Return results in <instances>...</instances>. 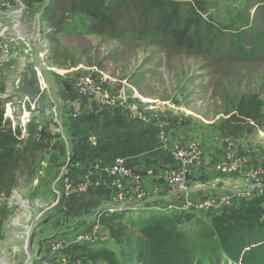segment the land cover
<instances>
[{"label": "rangeland", "instance_id": "rangeland-1", "mask_svg": "<svg viewBox=\"0 0 264 264\" xmlns=\"http://www.w3.org/2000/svg\"><path fill=\"white\" fill-rule=\"evenodd\" d=\"M187 2L206 23L234 40L233 48L232 44L222 48L214 45L213 49L204 45L192 51L151 46L148 39L140 40L129 32L134 23L123 21L118 24L127 33L123 40L103 37L92 29L93 21L80 9L78 0H43L32 8L22 0H0V81L6 88L5 118L21 128L35 122L53 136V147L23 157L19 181L11 195L3 198L0 264H83L70 261L61 251L75 245L91 246L93 241L117 255L137 248V235L132 231L134 237L122 246L94 234L101 212L87 226L79 209L64 205L66 199L89 191L80 190V181L70 179V171L79 165L74 162V150L67 148V137L60 136V127L52 120L58 116L56 110L49 116L44 114L49 101L59 96V84L65 77L59 70L65 68L77 66L78 73L92 66L100 69L103 102L109 105L112 96L118 95L123 118L134 115L141 119L140 114L143 123L152 127H159L163 120L165 129L183 138L185 144L193 138L212 140L207 143L214 150L206 152L208 159L214 158L212 165L231 159L237 161L238 170L228 178L215 174L202 178H209L235 198L236 204L264 195V106L259 108L264 104V47L246 45L252 39L249 31L254 20L258 30L264 28V0ZM119 33L113 34L118 37ZM243 44L250 52L247 58L236 52ZM44 76L51 80V99L40 94L39 80ZM237 96L244 103V113H233L234 119L229 120L231 116L225 117L224 112L236 109ZM133 214L125 213V225L142 220ZM179 229L186 234L196 261L231 264L213 241L199 237L193 222ZM88 230L97 239L88 238Z\"/></svg>", "mask_w": 264, "mask_h": 264}, {"label": "trees", "instance_id": "trees-1", "mask_svg": "<svg viewBox=\"0 0 264 264\" xmlns=\"http://www.w3.org/2000/svg\"><path fill=\"white\" fill-rule=\"evenodd\" d=\"M22 2L32 8L43 0ZM78 3L92 19V29L103 37L123 40L127 33L118 27L123 21L134 23L129 32L140 36V40L148 39L151 46L163 48L171 45L193 51L204 45L211 49L215 48L214 45L220 48L231 44L233 48L234 45V40L226 39L223 33L198 16L187 0H78ZM133 14L135 18L132 19ZM254 23V28L249 31L252 39L246 41V45L264 47V28L258 30L257 19ZM117 32L120 33L115 37ZM246 45L237 46L236 52L247 58L250 52L245 51ZM5 95V85L0 81V238L5 215L2 201L11 195L19 181L23 157H30L41 148H49L53 140L49 131L35 122L30 121L21 128L5 118ZM240 101L238 96L235 97L236 109L224 112L225 117L231 116L229 120L234 119L233 113H244V103ZM263 106L261 104L259 108ZM124 215V212L103 211L98 215V222L116 246L130 242L134 232L137 235L134 252L121 251L117 255L107 246L75 245L61 253L70 261L83 264H201L195 260L186 234L179 229L182 224L193 222L198 227L199 237L213 241L231 264H264V196L225 206L204 218L193 213H151L141 221H128L125 225Z\"/></svg>", "mask_w": 264, "mask_h": 264}, {"label": "crops", "instance_id": "crops-1", "mask_svg": "<svg viewBox=\"0 0 264 264\" xmlns=\"http://www.w3.org/2000/svg\"><path fill=\"white\" fill-rule=\"evenodd\" d=\"M76 67L59 70L60 73L65 74L64 80L59 84V96L56 98L57 100L55 98V100H50L46 107V109H52L50 115L56 110L58 116L52 120L60 127V136H64L65 139L67 137L69 141V143L65 142L67 148L74 150L71 153L75 158L74 162L79 166L70 171V179L74 180L73 178H75L78 183L86 171L95 164L101 165L119 157L125 159L133 176H139L142 179L143 193L146 195L140 197V194H132L130 200L123 206V210L118 211L117 209L120 208L113 207L111 203L109 181L100 171H95L89 191L77 194L76 197L72 196L64 202L66 208L71 205L86 216L87 220L83 221L84 225L89 226L91 219L98 211L113 212L114 210L126 214L134 213L133 215H137L135 217L138 219L145 218L151 213L153 215H169V212H163L166 204H173L177 208L181 207L185 201L181 200L168 186L166 174L176 169L173 157L175 148L189 142H197L203 149V169L196 176L199 182L196 179L193 180L192 186L199 185L198 187L203 193L202 197L205 198L214 193L223 192L209 178H202L214 174L210 170L214 158L208 159V154H206V152L214 150L211 145L208 147L207 143L210 144L212 140L193 138L185 144L183 138H176L174 132L165 129L166 125H163V120L160 121L159 127H152L146 125L148 124L146 122L143 123L144 119L140 114L138 116L141 119L134 115L123 118L118 95L117 97L112 96V101L108 102L111 107L103 102V95L100 92V69L92 66L84 68L87 72L78 73L80 69ZM38 73L40 74L39 71ZM79 74H86L94 82L93 93L88 97L80 96L76 91L75 84L71 81ZM50 83L51 80L44 76L39 85L40 94L47 99H51ZM135 104L133 106L136 108ZM175 132L178 137L181 136L179 130ZM127 183L131 185L132 181L128 179ZM94 228L96 229L94 234L104 235L102 241L110 240L107 231L98 221ZM88 233H90L88 238L97 239L93 235V231L88 230ZM91 246L96 248L98 244L93 241ZM66 258L68 257L66 256Z\"/></svg>", "mask_w": 264, "mask_h": 264}, {"label": "built area", "instance_id": "built-area-1", "mask_svg": "<svg viewBox=\"0 0 264 264\" xmlns=\"http://www.w3.org/2000/svg\"><path fill=\"white\" fill-rule=\"evenodd\" d=\"M37 74L39 78L40 74ZM73 78L71 81L75 84L76 91L80 96L88 97L93 93L95 86L92 78L86 74H79ZM32 109H35L34 105ZM51 110L50 108L45 109L44 114L46 116L50 115ZM202 156V147L197 142H189L186 145L175 148L173 157L176 169L166 174V181L175 194L185 202L178 208L173 204H166L163 212H175L177 214V211H187L205 217L225 206L236 204L235 198H232L226 192L215 193L205 198L202 197L203 193H201L199 185L194 187L191 185L197 174L203 169ZM210 170L217 176L228 178L237 172L238 163L236 160L228 159L212 165ZM95 171H100L109 181L111 203L113 207L120 208L117 209L118 211L123 210V206L130 200L132 194H140V197L146 196L143 193L142 179L139 176H133L127 167L125 159L119 157L101 165L95 164L91 169L87 170L78 185L80 190L90 187ZM128 179L132 181L131 185H128ZM262 196L264 195L262 194Z\"/></svg>", "mask_w": 264, "mask_h": 264}]
</instances>
